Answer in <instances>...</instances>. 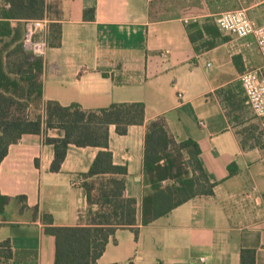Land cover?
<instances>
[{"label": "crops", "instance_id": "obj_1", "mask_svg": "<svg viewBox=\"0 0 264 264\" xmlns=\"http://www.w3.org/2000/svg\"><path fill=\"white\" fill-rule=\"evenodd\" d=\"M44 2L48 25L37 38L48 48L40 57L39 114L48 102L83 111L144 107V123L129 126L126 135L108 127L112 162L127 168L124 195L136 201L138 234L117 230L97 264H240L242 249L255 250L256 264H264V126L243 113L239 82L246 71H257L264 81V62L252 36L238 38L216 24L221 13L243 7L264 25L263 0ZM8 8L0 0V67L6 73L31 57L22 48L24 21L8 20ZM26 112L33 117L31 105ZM160 118L176 142L196 143L215 187L211 196L191 198L142 225V201L150 189L146 126ZM46 137L57 133L23 136L0 164V194L8 198L0 243L10 241L9 264H54L45 214L56 227L90 226L80 174L100 149L70 146L60 172L51 173L53 149Z\"/></svg>", "mask_w": 264, "mask_h": 264}, {"label": "trees", "instance_id": "obj_2", "mask_svg": "<svg viewBox=\"0 0 264 264\" xmlns=\"http://www.w3.org/2000/svg\"><path fill=\"white\" fill-rule=\"evenodd\" d=\"M5 2L9 6L5 14L8 20L46 17L44 0ZM88 12L86 18H90ZM30 55V61L15 72L6 73L0 67V164L8 148L23 136L40 135L48 130L57 133V137L45 138V144L53 149L51 173L60 172L70 146L100 149L89 170L80 174L90 226L56 227L50 215L43 216L44 232L55 241L54 264H97L109 238L117 230L129 228L136 236L138 234L136 201L124 195L127 168L112 162L108 150V127L114 125L117 135H126L129 126L144 123V107L142 104H122L98 111H83L76 105L62 107L48 102L43 115L34 113L30 118L27 108L31 105L39 109L42 100L41 59ZM242 147L252 148L253 145L242 144ZM182 152L187 156L186 160ZM199 154L193 141L176 142L163 119L147 124L144 172L150 189L142 201V225L167 216L191 198L213 194L215 184L209 181ZM20 200L24 198L20 197ZM7 202L8 198L0 194V229ZM92 206L98 209L92 211ZM11 259V244L5 240L0 243V264H9ZM240 264H256L255 250L242 249Z\"/></svg>", "mask_w": 264, "mask_h": 264}, {"label": "built area", "instance_id": "obj_3", "mask_svg": "<svg viewBox=\"0 0 264 264\" xmlns=\"http://www.w3.org/2000/svg\"><path fill=\"white\" fill-rule=\"evenodd\" d=\"M236 1L242 4L246 0ZM216 24L222 31L238 38L252 36L264 62V25L255 24L248 17L245 8L240 7L233 11L221 13L216 18ZM47 25L48 22L45 19L24 21L22 47L26 52L36 57L45 55L48 44L45 40L38 39L37 35L45 32ZM167 55L168 52L166 51L164 56L167 57ZM239 82L245 98V106L252 116L262 119L264 126V81L260 79L257 71H246L240 75Z\"/></svg>", "mask_w": 264, "mask_h": 264}, {"label": "rangeland", "instance_id": "obj_4", "mask_svg": "<svg viewBox=\"0 0 264 264\" xmlns=\"http://www.w3.org/2000/svg\"><path fill=\"white\" fill-rule=\"evenodd\" d=\"M32 108H33V112H32V113L39 114L38 111H40V109H35L34 107H32ZM243 113H244L245 116H247L248 118H257V117L252 116L251 113H250V111H249L247 108L244 109V112H243Z\"/></svg>", "mask_w": 264, "mask_h": 264}]
</instances>
